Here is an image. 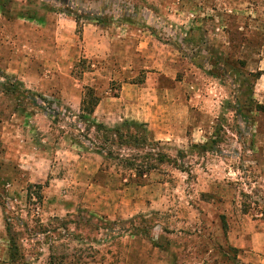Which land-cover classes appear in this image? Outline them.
<instances>
[{"label":"rangeland","instance_id":"obj_1","mask_svg":"<svg viewBox=\"0 0 264 264\" xmlns=\"http://www.w3.org/2000/svg\"><path fill=\"white\" fill-rule=\"evenodd\" d=\"M50 12L78 21L74 58L88 24L111 48L75 62L59 47L43 82L19 70L37 106L28 95L0 93V264H49L50 252L62 264H172L161 251L171 247L175 264H264V104L256 96L264 80L255 79L264 0H0L1 25L32 18L36 63L55 47L50 35L72 31L59 21L48 27ZM69 70L99 100L163 73L158 117L148 113L160 131L127 133L120 122L123 139L96 132L61 97ZM23 111L49 115L53 133L28 127ZM50 133L46 156L42 136ZM47 174L43 189L29 184L30 175L46 183ZM75 197L76 210L62 212Z\"/></svg>","mask_w":264,"mask_h":264},{"label":"crops","instance_id":"obj_2","mask_svg":"<svg viewBox=\"0 0 264 264\" xmlns=\"http://www.w3.org/2000/svg\"><path fill=\"white\" fill-rule=\"evenodd\" d=\"M50 14L56 16L57 19L51 18ZM62 15L61 14L57 15V13L50 12L47 17L48 19L46 20V25L48 27H55V25L53 24V21H56V23H58L59 21L58 16L61 17ZM59 23L61 24V26L65 23H68L70 27L72 26V31L68 30V33H67L63 30V27H61L60 29L58 28L59 30V35L57 34L58 36H56V33L50 35L51 37H53V35L55 36L54 38L49 40V42L51 43L55 42V44L53 45L55 47L51 48L50 50L44 49L42 51H39V53L42 54V57H41L42 61H37L38 63H36L34 61V57L32 56L33 52H32V46H31V44L33 43L36 30L30 27L32 24L31 19L23 17V16H18L12 22H7V24L1 25V22H0V67L4 69L5 72H7L5 76H7L11 80L13 79V81L15 82L21 83L22 86L25 87L24 89L26 90L31 89L32 91L33 90L35 91V89H32V87L27 86L26 80H24V78L22 81V77L18 75L19 70L22 71L24 68L26 69L29 68V71L27 70L26 73L29 72V75H32L34 78H37V80L39 78V81L42 80L43 82L45 78L46 79L49 78V75H47L46 73V69L49 68L50 72H52V68H54L55 66L53 59L56 57H52V54L60 53L59 51L58 52L56 51L57 48L60 47L63 49L61 53L63 55L70 54V56H68V60H72L75 62L77 60H80V58H83V59L96 58V57H100L101 55H106L109 52V48H111V44L109 42L108 35H105L98 26H95L93 24H88V25H85L83 29L84 51L82 50V54L81 52H78L79 54L78 59L77 57L74 58L75 57L74 55L75 44H72L71 41L73 40V38L76 37V33L74 30L76 29V26L78 25L77 20L74 22L71 19L62 18L59 21ZM2 26H4V28L6 26V28L4 29ZM49 31H53V30L51 29ZM7 38H10L12 42L10 41L7 42L6 41ZM24 39L26 40V42L24 41ZM62 40H68V42L70 43H64L65 41H62ZM257 52L260 53V55H258L259 56L258 60L260 61H259V68L257 71L258 73H262V75L258 79V81H260L261 79L264 80V56H263L264 47L262 46V49H258ZM9 56H12V57L10 58ZM59 58L61 60L63 59L60 56ZM7 59H11V60H7ZM33 65H35L38 69H44V72H37V73L33 72L31 70ZM58 65H61V62ZM9 71H12L13 75H9L8 74ZM68 73H70L69 76L64 75L63 78L60 79V82L64 83L63 87L62 88L60 87V94L67 108H69L74 113L81 114L82 104L85 98L84 90L89 87L88 85H84V83L74 80V78L71 75V70H69ZM26 75L28 76V74ZM164 82H165L164 74L156 72V73H152L149 80H147L146 83H143L141 85L124 83L119 95H112L111 93H108L106 94V96L100 99L98 105L96 106L94 110L93 115L90 116L91 120L95 123L103 124L104 126L108 128L117 127L121 124L120 122H126V121L135 122L138 124H144L150 133L155 132V134H157V132L160 131L159 127L158 125L153 124L154 120L152 122L148 119V113L152 112L154 117H158L159 111H158V108L156 107H158V100L162 96V93L160 91V86ZM90 87L93 88V85H90ZM145 91L146 93H144ZM37 92L39 94H42L44 97L49 96V94H46L40 91L39 89ZM256 96L260 98V101H261L260 103L264 104V94L263 95L257 94ZM12 97L16 98V96H12ZM150 109H152V111H149ZM160 110L163 111L162 109ZM22 116H24V121H26L25 124L28 127H30L29 123H31L35 130H38L39 126H41V128H44L45 130L50 127L53 133L54 127L56 126L55 121L51 122L52 118L49 120L50 117L47 114H43V115L38 114L35 116V115H32L29 111H23ZM27 120L30 122H27ZM50 135L52 134L50 133L48 135L42 136L44 138L42 141L45 142L44 148L42 149V154H45L46 156H48L50 152H52V150L50 149V145H49L50 143H48V141H50L49 139ZM39 144H42V143H39ZM46 149H48V152ZM76 155L79 158V155L78 154ZM34 160L35 162L38 161L37 158H34ZM87 161L91 163L95 162L92 160H87ZM116 162H119V161L116 160ZM31 166L32 165H30V167ZM34 166H36V163L34 164ZM100 167H101L100 165H96V167L92 168L91 172L89 171V174L94 175L95 173H98V171L100 170ZM49 174H47V177L45 179L46 183H43L44 182L43 179L42 180L39 179L37 175H30L32 177V180H30L29 184L31 185L47 184L48 185L50 184L49 182L51 181L50 178L48 179ZM52 181L55 183H60L62 185L65 184V180L63 178H55V180H52ZM8 187L12 188V184L10 186L8 185ZM74 193H76V191H74ZM76 195L78 196L77 193ZM75 199H76V202L74 201L73 204L61 206L60 209L63 210L62 212L66 214V213H70L76 210L78 206L77 204L78 198L75 197ZM161 251L162 253L167 254V256H171L170 259L172 260V264H175L176 260L174 259L175 258L174 252L177 253V250L175 248H172V247L164 248ZM48 255H49L48 259L50 260L51 252ZM42 260L43 258L41 259V261ZM40 262L36 261L34 264H37V263L40 264Z\"/></svg>","mask_w":264,"mask_h":264},{"label":"trees","instance_id":"obj_3","mask_svg":"<svg viewBox=\"0 0 264 264\" xmlns=\"http://www.w3.org/2000/svg\"><path fill=\"white\" fill-rule=\"evenodd\" d=\"M30 19H32V18H30ZM261 75H262V73H256L255 79L256 80L259 79ZM0 78L2 79V80L0 79V93L6 94V95L16 96L17 98H24L23 97L24 95H28L29 97H26L24 99H28V101H31V103L34 104V106H37L34 103V98L36 99L37 96L32 94L30 91H27L26 89H24L21 83H17L18 86H20L22 88V90L20 89V91H18V89H16L15 85L13 84L14 82H12L11 79H9L7 76L0 73ZM99 101L100 100H99V98L96 97L94 91L91 88H86L85 98H84V101L82 104L81 116H82V118H84V122L86 124H88L90 127L94 128L96 130V132H102L103 131L105 133L113 134V136L116 138H120V139L122 138L123 139V136H121V133H122V131L120 130L121 127H123V128L125 127L124 129L128 130L127 133L132 129V127L143 126L146 128V126L144 124H138L135 122H127V121L124 122L122 126L119 125L116 128H108V127L104 126L103 124H98V123L93 122L91 120L90 116L93 115L94 110H95L96 106L98 105ZM260 106H262V105H260ZM260 108L264 109V107H260ZM86 116H87V118H86ZM125 138L127 139L128 136H126ZM125 162H126L127 167L132 168V169L134 168L133 165L128 164L130 162L129 160H125ZM134 169L136 170V172H138V169H136V168H134ZM41 186L42 185H35L36 188L43 189L44 186H42V187ZM28 196H29V194H28ZM28 199H29V197H28ZM12 246H13V244H12ZM16 248H17V246H16V244H14V250H17ZM54 255L55 254L51 253L49 264H62L61 261L57 260V258H55Z\"/></svg>","mask_w":264,"mask_h":264}]
</instances>
